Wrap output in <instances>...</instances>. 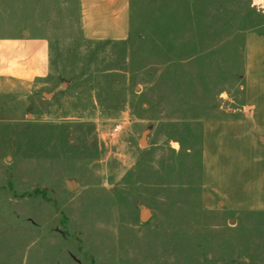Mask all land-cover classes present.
Returning a JSON list of instances; mask_svg holds the SVG:
<instances>
[{
  "label": "rangeland",
  "instance_id": "obj_1",
  "mask_svg": "<svg viewBox=\"0 0 264 264\" xmlns=\"http://www.w3.org/2000/svg\"><path fill=\"white\" fill-rule=\"evenodd\" d=\"M74 6L0 0V40L49 27L45 71L0 93V264H264V212L204 205L201 155L202 121L240 115L264 0H129L104 43Z\"/></svg>",
  "mask_w": 264,
  "mask_h": 264
},
{
  "label": "crops",
  "instance_id": "obj_2",
  "mask_svg": "<svg viewBox=\"0 0 264 264\" xmlns=\"http://www.w3.org/2000/svg\"><path fill=\"white\" fill-rule=\"evenodd\" d=\"M78 35L85 41L120 42L129 33V0H74ZM0 40V93L13 92L14 79L29 78L31 63L45 71L49 27ZM32 28V29H31ZM26 33V34H25ZM9 84V85H8ZM242 110L234 118L201 123L203 204L228 212H264V34L251 32L243 44Z\"/></svg>",
  "mask_w": 264,
  "mask_h": 264
},
{
  "label": "water",
  "instance_id": "obj_3",
  "mask_svg": "<svg viewBox=\"0 0 264 264\" xmlns=\"http://www.w3.org/2000/svg\"><path fill=\"white\" fill-rule=\"evenodd\" d=\"M65 185H66V187L69 188V189H73V188H74V184L71 183V182H65ZM139 218H140V221H142V222L147 221L148 218H149V211L146 210V209L143 210V211L141 212Z\"/></svg>",
  "mask_w": 264,
  "mask_h": 264
}]
</instances>
